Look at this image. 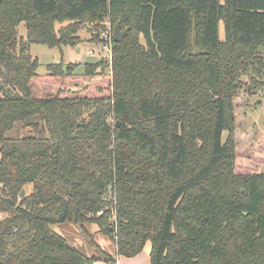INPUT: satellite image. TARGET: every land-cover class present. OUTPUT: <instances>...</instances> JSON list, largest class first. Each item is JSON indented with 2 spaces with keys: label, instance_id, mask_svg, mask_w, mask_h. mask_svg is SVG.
I'll return each instance as SVG.
<instances>
[{
  "label": "trees",
  "instance_id": "trees-1",
  "mask_svg": "<svg viewBox=\"0 0 264 264\" xmlns=\"http://www.w3.org/2000/svg\"><path fill=\"white\" fill-rule=\"evenodd\" d=\"M107 19L130 28L111 75L106 60L85 64L86 87L63 88L80 64L38 75L31 44L76 48ZM246 75L263 88L264 0H0V264H116L149 242L151 264H264ZM64 223L97 225L115 254L73 247Z\"/></svg>",
  "mask_w": 264,
  "mask_h": 264
},
{
  "label": "rangeland",
  "instance_id": "rangeland-1",
  "mask_svg": "<svg viewBox=\"0 0 264 264\" xmlns=\"http://www.w3.org/2000/svg\"><path fill=\"white\" fill-rule=\"evenodd\" d=\"M106 21L107 22H104L101 25L92 23L94 24L93 27H91L92 24H83L79 32L80 43L76 46V48L64 46L62 49H58L50 48L49 46L43 44H31V55L34 58H37L38 62H40V67L37 71L38 75H46L48 73L47 67L50 64H60L63 61L67 65L80 64L76 70L75 76H73L70 81L65 82L63 84V88H71L77 84L81 87H86L87 81L83 76L85 64L100 62L108 58V53L104 48L106 43H104L103 40L105 39V36L108 37L110 34H114L115 27L110 19H107ZM68 24V22L59 23L56 27L60 29ZM19 32L20 36L25 38L27 35V29L24 25L19 27ZM224 34V24L221 23V40L224 39ZM78 48L81 49V53L77 52ZM91 52L93 54H91ZM106 72L111 75L109 68L106 69ZM251 77V75H246L243 78L245 87L239 97L240 101L244 102V109L240 111V117L244 119V125L241 131L244 139L241 140L240 149L247 150V152H256L258 150L256 147L261 145L263 143L262 139H264V85L263 88L260 86L255 87L254 84H251ZM61 86L62 84L60 82L55 85L45 84L38 92H40L43 96L56 95ZM24 134L25 131L18 128L15 131H12L10 136H22ZM252 138L254 140V144L249 147L250 144L248 143V140ZM243 161L248 162L249 160L244 159ZM258 169L260 172H264V160L259 163ZM27 190H32V187L30 186ZM2 215L5 218L9 216L7 214ZM53 230L62 236L64 235L73 247H76L81 251L83 250L89 256L103 257L104 252L114 253L116 251V246H114L110 237L100 232L99 227L95 224H86V231L83 230L80 225L74 223L56 225L53 226ZM96 264L111 263L101 259L97 261Z\"/></svg>",
  "mask_w": 264,
  "mask_h": 264
},
{
  "label": "crops",
  "instance_id": "crops-1",
  "mask_svg": "<svg viewBox=\"0 0 264 264\" xmlns=\"http://www.w3.org/2000/svg\"><path fill=\"white\" fill-rule=\"evenodd\" d=\"M77 52L81 53V49H80V51H78V49H77ZM115 252L109 253V254L114 255ZM151 252H152V245L149 242L146 244V247L144 248L142 253H140L139 255H137L133 258H126L123 256H117L116 257V264H151L152 263Z\"/></svg>",
  "mask_w": 264,
  "mask_h": 264
},
{
  "label": "built area",
  "instance_id": "built-area-1",
  "mask_svg": "<svg viewBox=\"0 0 264 264\" xmlns=\"http://www.w3.org/2000/svg\"><path fill=\"white\" fill-rule=\"evenodd\" d=\"M94 24L91 25V27H93ZM105 44V50L107 51L108 53V58L106 59L107 61V64L109 65V69L110 71L112 70V65H113V60H112V53H113V35L110 34V36H105V39L103 40ZM91 54H93L91 52ZM5 219V217L2 215V213H0V220H3Z\"/></svg>",
  "mask_w": 264,
  "mask_h": 264
},
{
  "label": "water",
  "instance_id": "water-1",
  "mask_svg": "<svg viewBox=\"0 0 264 264\" xmlns=\"http://www.w3.org/2000/svg\"><path fill=\"white\" fill-rule=\"evenodd\" d=\"M129 31H130V28H127L126 31H122L121 30V26H119V24H116L115 25V29H114V34H113L114 42L121 43L124 40V38L126 37V35L128 34ZM78 51H80V48H78ZM25 193H26V191L23 190L22 193H21V196H24ZM111 231H114V229H112Z\"/></svg>",
  "mask_w": 264,
  "mask_h": 264
}]
</instances>
